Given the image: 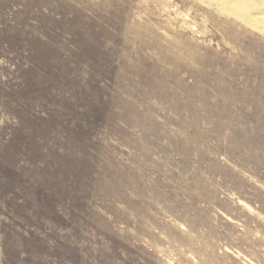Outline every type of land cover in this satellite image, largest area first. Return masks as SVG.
Masks as SVG:
<instances>
[{
    "label": "rangeland",
    "instance_id": "obj_1",
    "mask_svg": "<svg viewBox=\"0 0 264 264\" xmlns=\"http://www.w3.org/2000/svg\"><path fill=\"white\" fill-rule=\"evenodd\" d=\"M263 33L208 0H0V264H264Z\"/></svg>",
    "mask_w": 264,
    "mask_h": 264
},
{
    "label": "bare ground",
    "instance_id": "obj_2",
    "mask_svg": "<svg viewBox=\"0 0 264 264\" xmlns=\"http://www.w3.org/2000/svg\"><path fill=\"white\" fill-rule=\"evenodd\" d=\"M208 1H210L211 3L220 4L221 10H223L225 13L229 15H233L237 17V19H240L242 23H246L254 28H258L259 30L264 29V0H208ZM190 30H192V28ZM252 213L257 214L254 213L253 210L251 214Z\"/></svg>",
    "mask_w": 264,
    "mask_h": 264
}]
</instances>
